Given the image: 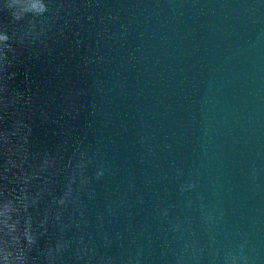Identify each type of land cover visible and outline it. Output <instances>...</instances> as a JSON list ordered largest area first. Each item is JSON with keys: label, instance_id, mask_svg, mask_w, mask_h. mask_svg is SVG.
<instances>
[{"label": "water", "instance_id": "95a60500", "mask_svg": "<svg viewBox=\"0 0 264 264\" xmlns=\"http://www.w3.org/2000/svg\"><path fill=\"white\" fill-rule=\"evenodd\" d=\"M0 264H264V0H0Z\"/></svg>", "mask_w": 264, "mask_h": 264}]
</instances>
